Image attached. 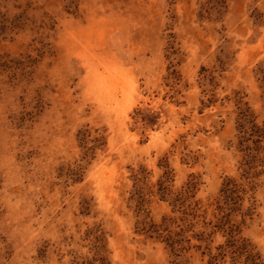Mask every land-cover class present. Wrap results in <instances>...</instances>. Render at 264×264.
Wrapping results in <instances>:
<instances>
[{"label": "rangeland", "instance_id": "obj_1", "mask_svg": "<svg viewBox=\"0 0 264 264\" xmlns=\"http://www.w3.org/2000/svg\"><path fill=\"white\" fill-rule=\"evenodd\" d=\"M0 264H264V0H0Z\"/></svg>", "mask_w": 264, "mask_h": 264}]
</instances>
